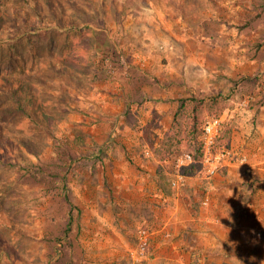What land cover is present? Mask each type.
I'll list each match as a JSON object with an SVG mask.
<instances>
[{"label": "rangeland", "instance_id": "rangeland-1", "mask_svg": "<svg viewBox=\"0 0 264 264\" xmlns=\"http://www.w3.org/2000/svg\"><path fill=\"white\" fill-rule=\"evenodd\" d=\"M32 1L0 0V264H144L180 239L164 228L169 209L189 224L179 264H264V180L242 182L248 157L233 146L264 104V0ZM130 64L176 84L171 118L147 117L140 98L119 109ZM184 99L205 101L201 130L224 119L216 148L232 153L177 191L174 157L189 139L167 133ZM230 174L245 207L218 225L204 200ZM148 228L171 237L134 261Z\"/></svg>", "mask_w": 264, "mask_h": 264}, {"label": "crops", "instance_id": "crops-1", "mask_svg": "<svg viewBox=\"0 0 264 264\" xmlns=\"http://www.w3.org/2000/svg\"><path fill=\"white\" fill-rule=\"evenodd\" d=\"M154 19L155 16L153 17ZM152 17L150 19H153ZM152 22V21H151ZM180 52L182 53L181 49ZM172 53V52H171ZM168 56L170 57V52H168ZM172 63V62H170ZM168 63V66H165L167 68L170 67V69H173L172 64ZM187 64V63H186ZM129 70L132 74V78H123V83H119V86H123V88H120V91H116V98H118L120 101L123 102V106H119L120 110L125 108V101H144V105L140 106L139 111L145 110V115L148 117H154L157 116L158 113H160V116L164 118V122L167 118H171L172 114H170L167 111L168 105H170L172 99L174 98V83H171L170 79L166 74L163 75V78L158 81L157 78H155V81H148L145 79L140 78V76L144 75V71H140L138 67H134L132 64L129 66ZM158 69V72L164 73L162 70V67H156ZM155 69V68H154ZM180 84V91H186L185 86L187 85L183 84L184 79L181 78ZM159 82H165V83H159ZM168 83V84H167ZM264 86L261 87L263 89ZM181 92H179L181 94ZM178 95V94H177ZM112 98L111 96H109ZM176 97V96H175ZM132 107H135V105H132ZM134 111H136V108H132ZM116 114V113H111ZM168 115V116H167ZM159 116V117H160ZM255 120H254V119ZM256 123V127L251 125V120ZM247 123L243 124V127L240 128L239 131H237L233 136V146L235 150L241 151L245 154V156L248 157V163L246 174L244 176L242 175V182H251L257 179H263L264 180V104L262 107L256 111H251L248 114V117H246ZM169 125V124H168ZM167 124H165V127ZM168 127V126H167ZM163 127H161L162 129ZM166 129V128H164ZM235 132V131H234ZM231 169V167L229 168ZM124 178L126 177V174H122ZM172 175L171 173L169 174ZM172 177V176H171ZM240 177L237 174H230L228 176H221L218 175L215 178V182L209 186L211 189L208 191V194L205 197V200L209 198L208 204L204 205L209 206V211L212 212V214L219 215L215 222L216 224H220L223 219V224L227 221L228 224L231 222V226H233L232 219H233V211L235 212L237 208H240L242 206L245 207V203H243V197L242 190L243 187H235L237 185L236 181ZM236 188V190H232L231 187ZM215 187V188H214ZM180 190V189H179ZM178 191V190H177ZM215 194L218 197H215ZM213 199V204L210 200ZM208 208V207H207ZM178 210V209H177ZM244 215V214H243ZM180 216H176L174 211L170 209L167 212V216H165V225L164 228L169 229L170 231L174 230L173 232H179V240L175 243L165 244V249L162 251H157L158 248L163 244L159 243L156 245L153 256L154 257H148L144 261L146 263L144 264H179L182 263L183 259H185V249H183V244L186 242V233H183V230L187 229L189 227L188 222L179 220ZM241 221V220H240ZM172 229V230H171ZM203 229V228H202ZM165 230V229H163ZM159 231L158 229L152 230L153 237L160 236L169 239L171 237L170 233L165 231ZM206 230V229H205ZM205 232V231H203ZM162 233V234H161ZM202 235H207L206 233H203ZM206 236H203V238ZM127 242V241H125ZM182 247V248H181ZM129 249V248H128ZM136 250V248H132V253ZM117 252H114V254ZM122 253V252H121ZM92 256V257H91ZM92 260H95L93 254H91ZM123 257H116L117 260L124 259V257H127V253H122ZM97 257V256H96ZM108 254L102 253L99 257L100 259L107 258ZM90 258V259H91ZM96 261V260H95ZM92 264V263H90Z\"/></svg>", "mask_w": 264, "mask_h": 264}, {"label": "built area", "instance_id": "built-area-1", "mask_svg": "<svg viewBox=\"0 0 264 264\" xmlns=\"http://www.w3.org/2000/svg\"><path fill=\"white\" fill-rule=\"evenodd\" d=\"M223 118H215L212 121L207 122L204 126V132L201 140L204 144V158L203 167L206 174L214 176L218 170L223 167L226 157H229L232 153L231 150L220 151L217 150V139L220 136L221 128L223 125ZM151 152H148L150 155ZM175 161V172H173V179L171 185L174 189L179 190L186 182V175L182 172L184 167L192 165L194 159L193 156L186 152L184 154L177 155L174 157ZM247 158H241V162H246ZM209 198L205 200V204H208ZM152 232L148 229H141L138 234V245L136 250L132 253L134 261H140L146 257L149 252Z\"/></svg>", "mask_w": 264, "mask_h": 264}, {"label": "trees", "instance_id": "trees-1", "mask_svg": "<svg viewBox=\"0 0 264 264\" xmlns=\"http://www.w3.org/2000/svg\"><path fill=\"white\" fill-rule=\"evenodd\" d=\"M30 3H36L32 0H29ZM194 103V105H192ZM204 100H192V99H184L181 100L180 106L177 109L175 118H174V125L170 128L169 132L167 133L170 140L179 135H187L188 136V145H187V152H189L193 156V163L192 165L184 168L183 172L185 175H193L199 172H202V164L204 158V144L201 140L200 134H203L204 130L200 129V116H202V110L204 108ZM192 106V112L190 113L189 108ZM190 126L189 130L187 129ZM222 131L220 132L221 136ZM219 138L217 141L219 142ZM217 142V143H218ZM167 146V145H165ZM165 155L166 153L172 152L171 147L165 148ZM163 157V156H162ZM163 160V159H162ZM67 197V196H66ZM69 203L71 200L67 197ZM70 228V225H69ZM68 228V230H69Z\"/></svg>", "mask_w": 264, "mask_h": 264}]
</instances>
